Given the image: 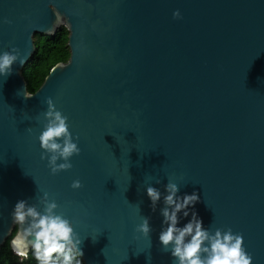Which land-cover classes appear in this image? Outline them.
<instances>
[{"label":"water","instance_id":"1","mask_svg":"<svg viewBox=\"0 0 264 264\" xmlns=\"http://www.w3.org/2000/svg\"><path fill=\"white\" fill-rule=\"evenodd\" d=\"M63 26L69 61L25 99L34 37ZM13 47L26 62L0 76V252L17 202L43 211L48 194L84 264H174L159 240L172 182L199 194L189 211L206 230L243 234L264 264V0H0V54ZM47 98L80 138L57 175L41 159ZM148 186L162 194L155 211ZM179 216L181 228L192 218Z\"/></svg>","mask_w":264,"mask_h":264},{"label":"clouds","instance_id":"2","mask_svg":"<svg viewBox=\"0 0 264 264\" xmlns=\"http://www.w3.org/2000/svg\"><path fill=\"white\" fill-rule=\"evenodd\" d=\"M176 20L183 19L179 10L173 13ZM11 23V21H6ZM26 57L22 56L17 47L0 54V76L5 79L14 72V65L23 66ZM25 99H31L29 90L23 93ZM47 111L43 113L46 123L39 135L40 146L43 149L42 160L48 161L52 175L72 169L71 158L79 156L81 149L78 146L79 136L74 138L70 131L68 118L57 110L54 101L47 98ZM25 119H31L27 113ZM31 132L32 129L28 128ZM63 160V163L59 161ZM156 183H160L157 180ZM72 189L83 187L80 180L73 181ZM179 186L169 182L166 186L167 195L163 197L165 207L161 210L166 227L161 231L159 240L165 251L171 250L174 264H253V257L244 247L243 234H234L232 229L227 231L216 229L213 234L203 227V221L195 211L190 213L200 202L199 194H185L178 196ZM147 195L152 202L153 211L161 200V192L147 187ZM40 203L43 211L37 206L29 205L27 201H18L12 213L17 230L9 242L12 252L22 260L34 255L39 264H72V253L75 251L80 257L79 250L82 240L74 231L70 220L57 214L59 205L45 194ZM191 220L184 227H178L179 214ZM137 232L149 237L152 231L149 218L143 217V222L137 226ZM150 259V257H149ZM81 264V262H80Z\"/></svg>","mask_w":264,"mask_h":264},{"label":"trees","instance_id":"3","mask_svg":"<svg viewBox=\"0 0 264 264\" xmlns=\"http://www.w3.org/2000/svg\"><path fill=\"white\" fill-rule=\"evenodd\" d=\"M69 36L68 29L63 26L59 28L54 36L36 35L34 37L37 51L23 71V77L30 94H35L41 88L56 65L69 61L71 56ZM10 240L1 249L0 264H39L31 253L26 260L17 257L10 248ZM80 262L84 264L82 258L74 251L72 253V264H80ZM58 264H63L62 258Z\"/></svg>","mask_w":264,"mask_h":264}]
</instances>
